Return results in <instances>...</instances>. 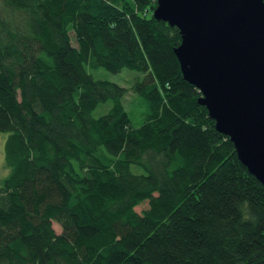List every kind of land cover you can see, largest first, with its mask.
<instances>
[{
	"label": "trees",
	"instance_id": "1",
	"mask_svg": "<svg viewBox=\"0 0 264 264\" xmlns=\"http://www.w3.org/2000/svg\"><path fill=\"white\" fill-rule=\"evenodd\" d=\"M157 4L0 0V264H264V186L184 79ZM87 67L139 76L127 89Z\"/></svg>",
	"mask_w": 264,
	"mask_h": 264
},
{
	"label": "water",
	"instance_id": "2",
	"mask_svg": "<svg viewBox=\"0 0 264 264\" xmlns=\"http://www.w3.org/2000/svg\"><path fill=\"white\" fill-rule=\"evenodd\" d=\"M153 16L179 29L184 79L264 186V0H158Z\"/></svg>",
	"mask_w": 264,
	"mask_h": 264
},
{
	"label": "rangeland",
	"instance_id": "3",
	"mask_svg": "<svg viewBox=\"0 0 264 264\" xmlns=\"http://www.w3.org/2000/svg\"><path fill=\"white\" fill-rule=\"evenodd\" d=\"M71 41L74 47H78L76 36L73 31L71 32ZM87 71L93 76L95 80L113 82L127 89L132 88V86L135 84V79L139 76V74L130 70H123L121 73L113 74L106 71L103 68L91 69L90 67H87ZM133 98H134V94L130 90L129 95L124 100V105L126 107V110L129 112ZM112 106H113L112 101H108L106 103L101 104L93 112V116L95 118H99L103 115H106L111 110ZM133 119L135 123H138L139 119L136 118ZM7 138H8L7 133L0 132V181L4 180L10 173V169L6 166V161H5V144ZM133 169H134L133 172L136 174H139L141 172V169H139L138 167H134ZM147 207H148V203H145L139 206L138 208H136V211L141 213L143 210L147 209ZM54 228L58 233L61 232V228L59 224L55 223Z\"/></svg>",
	"mask_w": 264,
	"mask_h": 264
}]
</instances>
